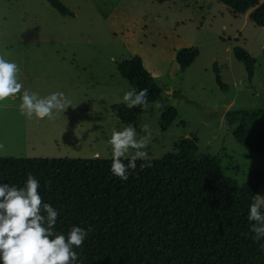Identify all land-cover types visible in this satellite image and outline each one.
<instances>
[{
  "label": "rangeland",
  "instance_id": "rangeland-1",
  "mask_svg": "<svg viewBox=\"0 0 264 264\" xmlns=\"http://www.w3.org/2000/svg\"><path fill=\"white\" fill-rule=\"evenodd\" d=\"M60 1L73 17L45 0H0V55L18 64L24 89L40 96L62 91L76 104L52 118L28 119L19 111L23 89L0 101V157L112 158V132L134 126L142 137L146 124L147 159L176 154L192 139L193 160L216 157L223 174L239 185L264 171V160L236 142V126L224 116L264 111V28L249 19L251 11L235 14L219 0ZM187 47H197L199 55L181 71L175 53ZM234 48L255 60L252 76ZM134 56L161 95L126 124L112 106L133 88L118 65ZM214 64L225 88L216 82ZM169 107L177 116L162 130L160 118ZM256 195L264 196V178Z\"/></svg>",
  "mask_w": 264,
  "mask_h": 264
},
{
  "label": "trees",
  "instance_id": "trees-1",
  "mask_svg": "<svg viewBox=\"0 0 264 264\" xmlns=\"http://www.w3.org/2000/svg\"><path fill=\"white\" fill-rule=\"evenodd\" d=\"M45 1L73 17L60 0ZM219 1L235 14L251 11L249 19L264 28V0ZM233 54L252 76L255 60L241 48ZM198 55L197 47L179 49L175 61L184 71ZM213 68L217 84L225 88L217 65ZM118 71L133 88L148 89L147 105L160 98L139 56L120 63ZM146 106L117 103L112 109L122 122L133 124ZM176 116L175 108L166 109L160 128L167 130ZM224 116L236 126V142L264 160V111ZM192 151V139H186L176 154L148 159L150 167L137 160L127 180L111 174L112 158L0 157V183L22 187L33 174L42 200L59 211L57 232L67 235L74 225L90 229L75 249L83 264H264V247L254 241L247 220L264 171H254L250 182L239 185L223 174L216 157L195 161Z\"/></svg>",
  "mask_w": 264,
  "mask_h": 264
},
{
  "label": "clouds",
  "instance_id": "clouds-1",
  "mask_svg": "<svg viewBox=\"0 0 264 264\" xmlns=\"http://www.w3.org/2000/svg\"><path fill=\"white\" fill-rule=\"evenodd\" d=\"M18 64L0 55V101L21 92L19 111L28 119L52 118L54 112H63L69 105L75 106L64 92L54 91L46 96L24 89L18 79ZM148 89L129 88L124 91L121 103L128 108L146 106ZM138 137L134 126L114 130L110 136L111 174L127 180L130 170L142 166L150 167L145 151L150 133ZM132 152L131 156L127 155ZM127 161V162H125ZM40 182L31 173L27 174L22 187L0 183V264H83L75 250L80 247L90 229L72 226L67 235L55 230L59 211L44 202L38 191ZM249 230L254 241L264 247V196L256 195L247 210Z\"/></svg>",
  "mask_w": 264,
  "mask_h": 264
}]
</instances>
